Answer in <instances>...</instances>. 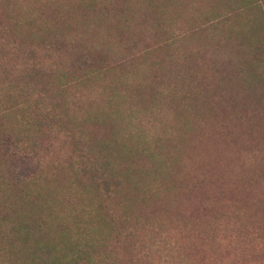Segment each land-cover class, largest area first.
I'll list each match as a JSON object with an SVG mask.
<instances>
[{
	"label": "trees",
	"instance_id": "trees-1",
	"mask_svg": "<svg viewBox=\"0 0 264 264\" xmlns=\"http://www.w3.org/2000/svg\"><path fill=\"white\" fill-rule=\"evenodd\" d=\"M180 2L0 0V264H155L154 248L164 264L182 250V264L185 246L230 222L264 237V190L246 163L251 130L264 131V70L240 59L230 78L251 113L224 134L236 101L225 105L215 45L251 31L264 47V0H208L221 28L204 40L209 57ZM149 32L164 35L159 47Z\"/></svg>",
	"mask_w": 264,
	"mask_h": 264
},
{
	"label": "rangeland",
	"instance_id": "rangeland-1",
	"mask_svg": "<svg viewBox=\"0 0 264 264\" xmlns=\"http://www.w3.org/2000/svg\"><path fill=\"white\" fill-rule=\"evenodd\" d=\"M191 1L192 0H181V2L176 8L178 12L177 14L180 17L179 19L182 22L187 23L188 25L191 24L189 20L197 24H202L204 30L202 31L201 36L203 37V45L205 49L204 52L207 54L206 56L209 57L211 50V46H207L208 41L210 42L209 38L221 30V28L214 29V27L210 28L209 26V21L211 18L214 17L213 14H215L216 12V6H210L208 0H204V2L203 0H200L199 2L198 0H195L193 2L194 10L190 12L189 7H193ZM198 4L199 6H202V8L196 10ZM214 4H217V2H213V5ZM251 10L249 13L250 17ZM237 13L238 11H233L230 14L233 15ZM222 26L226 27L227 25L222 24ZM241 34L242 32L238 33L234 37H231L230 39L227 38L226 34H221L216 38L217 43L215 45L220 52V65L221 68L224 69V73L219 86L223 87L222 93L224 95H222L225 101V105L227 103H230L232 99L236 101L235 106L232 110L228 111L226 108V110L222 111L225 113L220 114V129L224 134L227 129L232 128L231 124L235 115L241 116L243 114L251 113V96H248V91H245V89L243 88V81L234 82L230 78L232 72L237 70V66L240 63V59L249 58L248 60L249 62H251V56L253 57L255 55V59H253L251 62V71L255 74H260L262 70H264V68L260 64V60L264 56V47H262L263 45L260 43L259 49H256L257 44L255 45L254 50L253 47L251 48V31L247 32L246 39L250 41H244L243 44L239 46L235 45L233 42L230 41L231 39L238 40ZM163 36L164 35H159L156 37L153 32H149V35L147 38H145L144 42H146L150 47H159V45L163 41ZM252 39L257 41L255 34L252 36ZM204 40L207 45L204 43ZM248 42H250L249 45L247 44ZM139 47L143 46L139 44ZM255 74H252V76ZM259 82L262 83L260 84L259 93L264 97V80ZM220 91L218 90L219 93ZM241 121L242 120H240V122ZM243 130H245V124L241 123L234 131H232L228 135H225V137H223L221 140L225 148H234V139L235 137L237 138L242 136L241 134ZM240 148L245 150L243 146H241ZM240 148H237V151H240ZM250 148V155L246 150L245 151L246 155L248 157H251L250 161L246 160V163L248 164L251 162V180L256 184L255 187L257 191L264 190V131L251 130ZM245 159V157H241L240 161H243ZM206 163L208 164V161H206ZM245 191L246 190L242 192ZM175 237L176 239L180 238V234L177 233V230L175 231ZM204 237L207 240L202 241V246H199L198 249L197 246L192 248L190 247L191 249H188V247L186 246L184 247L185 250L189 252L190 260L188 263L185 262L184 259L182 264H264V237L262 236V238L259 240L256 238L255 240H253L251 239V237L246 236L245 232L237 229L236 225L233 222L227 224L226 227H221L214 241H210L208 235H205ZM216 239L217 241H215ZM149 244L150 241H147V245ZM246 244L249 245L246 246ZM199 249L203 250L201 254L199 253ZM260 249L262 250L258 251ZM151 252V256L154 258L155 264H164L162 263L161 250H157V248H154L153 250H151ZM181 256H183V251L178 250V253L173 257L172 260L169 261V264H179L178 260H180L179 257ZM258 260L260 261L258 262Z\"/></svg>",
	"mask_w": 264,
	"mask_h": 264
}]
</instances>
